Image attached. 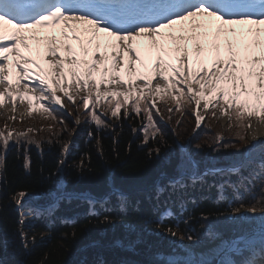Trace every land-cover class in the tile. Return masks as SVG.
Wrapping results in <instances>:
<instances>
[{
	"label": "snow or ice",
	"instance_id": "6c2138e0",
	"mask_svg": "<svg viewBox=\"0 0 264 264\" xmlns=\"http://www.w3.org/2000/svg\"><path fill=\"white\" fill-rule=\"evenodd\" d=\"M95 2L0 0V108L10 109L13 115L8 116L9 120H16L18 103L26 104L28 116L34 112L46 114L45 119L61 125L65 123L61 112L65 101L73 108L86 110L84 122L97 126L105 125L102 117L106 114L120 120L123 109L124 120L141 119L145 145L162 135L154 120V111L156 116L161 115V101H171L181 115L184 105L190 106L197 128L205 119L202 111L211 112L212 116L218 111L221 117H227L230 129H240V141L246 138L243 133L253 130V120L264 125V0H164L168 11L135 23L88 11V6ZM99 2L114 4L121 0ZM34 103L39 107L34 108ZM102 105L105 111L98 114ZM167 111L172 113L173 108ZM20 115L22 118L24 113ZM74 124L80 125L81 120L78 118ZM48 130L52 131L51 125ZM32 131H17L7 123L0 130V176L5 171L3 154L11 142L18 147L23 143L24 167L29 169L27 145L35 143L37 148L42 147V142L28 138ZM66 131L62 128L53 135L59 138ZM88 136L95 138L91 131ZM163 143L158 141L160 146L150 148L149 157L159 156ZM258 145L260 158L254 161L252 179L258 182L259 199L247 208L243 202L235 207V202L228 201L222 212H201V218H264V138L253 134L246 147L256 149ZM230 147L233 145L224 143L218 134L212 152ZM69 152L70 142L66 141L55 172L65 164ZM100 155L104 153L101 151ZM90 162V156L85 154L76 166L77 171L86 170ZM191 163L195 167V162ZM240 167L243 169V165ZM183 175L184 170L180 169L179 175L169 182L173 190L184 188ZM29 195V191L20 190L11 197L20 212L19 234L24 240L28 236L23 230L26 217L22 201ZM105 203L101 201L100 207L105 208ZM5 207L6 202H0V214L6 215ZM27 211L31 218L36 217L30 207ZM88 215L103 225L111 226L118 220L111 213L102 215L100 211H90ZM195 215L187 212L186 219L171 225L166 218L158 219L154 230L181 241L196 242L187 227L181 228V223L189 224ZM91 222L89 219L88 223ZM69 226L75 227V223ZM32 239L35 241V237ZM237 255L239 260L234 258ZM40 264H46V259ZM219 264H264V228L258 243H241Z\"/></svg>",
	"mask_w": 264,
	"mask_h": 264
},
{
	"label": "trees",
	"instance_id": "16d2710c",
	"mask_svg": "<svg viewBox=\"0 0 264 264\" xmlns=\"http://www.w3.org/2000/svg\"><path fill=\"white\" fill-rule=\"evenodd\" d=\"M191 111L190 106L184 105L183 119L177 123L176 118L180 112H176L174 106L170 124L161 122L154 112V120L162 135L148 145L143 143L144 133L140 130L142 124H139L142 123L141 119L139 121L133 117L124 120L121 112V119H116L114 124L103 116L105 125L97 126L92 122H84L85 116L76 130L77 136L74 135V146L67 154L65 164L60 166L57 172V161L62 158L61 148L68 141L64 132L59 138L54 137L53 133L61 130L57 127L60 126L59 123L46 121L45 127L28 133V138L42 142V147L37 148L35 143L27 145L30 165L27 170L24 167L26 152L23 143L18 147L16 143L11 142L7 152L3 154L5 171L0 176V202H6V215L0 214V264H40L45 259L46 264H164L166 260L154 255V252L158 249L167 252L173 247L174 240L194 245L202 243L207 239L205 227L208 224L217 231L228 234L233 230V235H239L243 230L242 224H233L240 220L237 216L228 219L226 215H211L205 220L200 217V213L216 210L222 212L228 201L235 202L233 206L239 207L240 202L251 206L259 199L261 193L258 182L253 180L252 176L254 161L260 158L261 146L252 148V152L242 159L246 150V139L239 140L237 132L240 129H222L220 124L212 128L208 126L211 118L208 117L204 129L190 138V144L193 146L185 151L183 147L194 124ZM66 121V124L71 126V120ZM50 125L51 132L48 130ZM90 131L95 138L88 136ZM218 134L223 137L224 143H231L233 147L220 148L213 153L212 147L215 146V137ZM48 140L53 143H44ZM161 140L164 143L160 155L149 157V149L160 146L158 141ZM101 151L103 156L100 155ZM85 154L90 156L91 162L86 170L78 172L76 166ZM191 161L195 162V167ZM236 162H241L243 169L240 167L235 173L221 171L220 175L208 182L195 186L184 185L182 190H173L165 183L162 192L149 186L162 174H175L180 169L192 171L206 166H225ZM53 172L55 174H52ZM62 182H65L63 186ZM113 185L128 189L131 195L113 196L110 200L112 203H105V208L97 204L94 211H100L102 215L111 213L118 217L115 223L118 230L111 231L113 225H103L98 223L95 217H89L86 200L61 198L52 213H35V219L23 226L28 239L21 238L18 224L20 212L11 202L15 192L27 190L29 193H38L42 199L61 188L89 190L98 194ZM187 212H194L196 215L189 224L181 223V228L187 227L196 242L181 241L162 231L154 230L158 219L166 218L169 225L180 223L186 219ZM89 219L91 223H88ZM73 222L75 227H70ZM116 234L127 240L137 236L133 242L134 250L109 247L82 249L92 236L108 238ZM25 244L28 247H25ZM234 258L239 259L240 256ZM214 263L215 261L211 260L204 264Z\"/></svg>",
	"mask_w": 264,
	"mask_h": 264
},
{
	"label": "rangeland",
	"instance_id": "374dc122",
	"mask_svg": "<svg viewBox=\"0 0 264 264\" xmlns=\"http://www.w3.org/2000/svg\"><path fill=\"white\" fill-rule=\"evenodd\" d=\"M159 103L163 104L164 106L167 105L169 108L173 105V103L171 101H168L167 103L161 101V102H158V104ZM65 105H66L65 109L61 110V112H63V118H64L65 123L63 125L60 124V126L58 125L57 127L58 128L60 127V129H62V128H66L67 129V131L64 132V135H65L66 139H68V141L70 142V150H71V148L74 146L73 140L75 139V136H77V134H76L77 131L76 130L81 126V124L78 125V126L75 125L74 122L78 118L82 122L83 121V117H85V111L86 110H84L82 108H79V109L73 108L71 105L67 104L66 101H65ZM38 107H39L38 105L34 106V108H38ZM97 110L99 111V113L103 112V111H105V107L102 105L101 108L97 109ZM68 112H71L72 115L69 116L67 114ZM21 113H24L22 118H21V115H20ZM161 113L166 116L167 110H166L165 107L161 108ZM191 113H192V111H191ZM57 114H60V113H57ZM11 115H13V114L8 111L7 107L0 108V130H2L4 128V125L7 123L9 128L15 129L17 131H26L28 128H32L34 131H37L41 127H45L46 121L50 122V119H45V115L46 114H40V113L34 112L33 115L28 116L27 112H26V109L24 111H18V112L15 113L16 120H9L8 116H11ZM141 115L143 116V113H141ZM168 115H167V117H165V119H162L163 123H165V124H170V119H169ZM201 115L205 116V119L203 120L204 121V125H205V123L207 121V118L211 117L210 121L208 123L210 125H208V126H211L213 128L216 124H220L221 126L224 127V129L228 128V119H227V117L226 116L221 117L219 115L218 111L216 113V116H212L211 112H203V111L201 112ZM170 116L173 117V112L170 113ZM59 117H58V119H59ZM108 117H111V116L108 115ZM66 119H70L71 120V126L66 124V122H67ZM176 119H178V121H181L183 119L181 113H179V115H178V117ZM192 119H193L194 124H193L192 130H191V133L193 134V132H195V131L198 132L197 131L198 128L196 127L195 117L193 115H192ZM110 120H111L112 124H114L116 122L115 118H112ZM139 121H140V119H139ZM139 124H142V123L140 122ZM204 125H203L202 129H204ZM259 126H260V128H259L260 133L259 134L260 135H264V125L259 124ZM174 129H175V126H173V130ZM202 129H200V130L202 131ZM72 130L75 131V133H74L75 136L74 135H70V133L73 132ZM191 133H190V135H191ZM245 137H246L245 139H246V145H247V144H249L251 142V140H249V138H248V132H245ZM260 138H262V136H260ZM190 146H193V145L190 144V137H188L187 138V143H186V145L183 148H184L185 151H188ZM252 148L253 147L249 146V147H246L245 149L248 151V153L249 152L251 153L252 152L251 151ZM235 170H237L236 172H238L239 169H234L232 172L235 173ZM222 171H229V170H222ZM217 175H220V174L219 173L210 174L208 176L209 177L208 181L211 180L212 178L217 177ZM195 180L197 181L198 179L195 178ZM64 184H65V182H62L61 186H63ZM125 194L126 195H129V194L131 195V193H129V192H126ZM36 195H32V193H31L26 198L25 201H22V204L24 205L23 212H24V216L26 217V223L27 222L30 223V222H32L35 219V218H31L29 216L28 211H27L29 207L35 213L40 212V210L37 211V210L34 209L36 207V205H34V203H33V198H35ZM79 200L84 201L85 199H84V197H81V198H79ZM102 200L104 201L103 198L102 199L100 198V199H98L96 201L97 202H101ZM44 204H46V203H43V205H40L41 210H46V206ZM42 206H45V207L42 208ZM88 206H89L88 211H94L95 210V207L92 206V203L90 201H88ZM52 212H53V210L49 211V212H46V213H52ZM237 217L240 220L233 222V224H237V222H240V224H242L241 226H242L243 230L241 231V233L239 235L238 234L237 235L236 234L233 235L232 234L233 230L228 232V234L226 232L217 231V230H215V227H213L210 224H208L205 227L206 235H207V239L206 240H208L210 237H216V238L222 239L224 241V243H225V246L229 247V249H227L226 251H224L222 253L213 255V256H211V257H209L207 259H200V257L196 253H192L190 255H185L184 257L172 258L170 256V253L173 252V251H177V250L181 249L183 245L189 244V245H193V246H198V245L201 244V243H199L197 245H194V244H190V243H180V242L174 240L173 241V247L171 249H168L167 252H163V253L154 252V255H156L158 257L162 256V258H164L166 260V261L163 262L164 264H204V263H208L209 261H211V259L214 258V257H216L218 259V261L220 262L221 259L226 254H228L231 250H236L237 246L240 245L241 243H244V244H255V243H258L259 240L261 239V236H259V234H261V229L264 228V219L261 220V219H258L257 217L253 218L250 215H245L243 217L238 215ZM121 222L124 223V221H121ZM249 225H250V227L247 228ZM237 226H239V225L237 224ZM116 227H117L116 224H114L112 226V228H111L112 229L111 231L118 230V228H116ZM111 237H117L119 239L123 238V237H120L117 234L113 235V236H110L108 238H106V237H103V238L108 240ZM240 237H242V238L240 239ZM93 238H95V237H93ZM237 238H238V240H237ZM136 239H137V236L134 239H129L128 240L129 241V243H128L129 247L128 248H130V249L134 248V243L133 242H135ZM124 240H126V239H124ZM105 245H107V244H105ZM105 247H102V248H105ZM110 248H112V247H110ZM128 248H126V250Z\"/></svg>",
	"mask_w": 264,
	"mask_h": 264
},
{
	"label": "bare ground",
	"instance_id": "6f19581e",
	"mask_svg": "<svg viewBox=\"0 0 264 264\" xmlns=\"http://www.w3.org/2000/svg\"><path fill=\"white\" fill-rule=\"evenodd\" d=\"M185 23H187V22H185ZM174 27L178 28L179 26H174ZM165 31H168V30H165ZM57 35H58V33H57ZM158 39H159V37H158ZM29 43L31 44L32 42L29 41ZM69 43H72L74 47L76 46L75 42L69 41ZM143 43H148V42L143 41ZM189 51H190V53L192 52V44L191 43L189 44ZM225 58H226V54H225ZM10 59H11V57H10ZM165 59H167V57H165ZM34 106H35V103H34ZM26 107H27L26 104L20 105L18 103L16 112L24 111L26 109ZM7 109L11 113V111L8 107H7ZM259 128H260L259 124H257L256 121L253 120V130L248 132V136H250V139H251V136L253 134H256L259 138H260V136H262L259 134L260 133ZM245 208H247V207H245ZM34 209L39 211L41 208L35 207ZM255 217H257L258 219H261V220L264 219L259 215L255 216ZM259 236H261V234H259ZM227 249H229V247L225 246V243L222 239H219L216 237H210L208 240L202 242L198 246H193V245H189V244L183 245L181 249L171 252L170 256L172 258H176V257H184L185 255H190L192 253H196L200 257V259H207L213 255L222 253V252L226 251Z\"/></svg>",
	"mask_w": 264,
	"mask_h": 264
}]
</instances>
